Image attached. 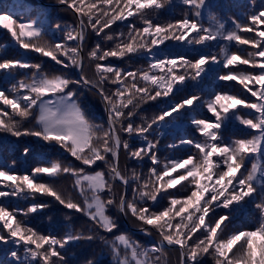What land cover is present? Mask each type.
<instances>
[{"label": "snow or ice", "instance_id": "1", "mask_svg": "<svg viewBox=\"0 0 264 264\" xmlns=\"http://www.w3.org/2000/svg\"><path fill=\"white\" fill-rule=\"evenodd\" d=\"M58 3L77 19L74 25L54 24L62 33L61 42L45 39L52 26L40 18L43 13L24 22L14 19L15 13H0V26L19 48L49 57L64 69L79 70V79L74 80L63 72L50 75L41 63H33L23 54L17 59L0 58V73L9 80L18 70H29L0 90V133L59 146L82 165L54 159L23 174L0 169L5 189L0 190V198L30 201L24 208L11 210L0 203V245L6 246L3 251L11 258L8 264H69L67 246L97 239L92 230L71 229L57 236L29 226L27 217L51 206L38 200V195L84 214L103 232L118 230L116 219L108 214L109 208H115L140 222L145 235L158 237L146 246L123 233L112 240L99 236L114 264H170L168 253L173 249L179 252V264H204L205 257L211 258L212 264H264V30L260 28L264 5L253 7L247 24L233 18L229 30L214 13L216 0H180L188 11L166 24L154 23L153 17L175 7V0ZM125 21L126 30L113 29ZM241 33L254 36L245 38ZM90 34L99 39L85 52ZM169 40L187 43L193 50L197 45L211 49L221 41L227 43L219 53L160 55V46ZM233 43L249 45L252 50L232 51L229 45ZM143 56L149 58L146 68L108 62L109 58ZM215 65L223 70L216 78L241 85L240 94L217 91L207 99L200 95ZM88 67L92 76L85 71ZM82 87L101 98L108 114L107 127L95 123L81 107ZM156 101L165 104L158 114L140 116L144 104ZM196 107L206 109L210 116H191ZM243 109L250 111L241 115ZM189 118L200 139L181 137L179 145L196 151L186 158L162 162L158 146L163 130ZM233 120L254 133L249 138L227 137ZM137 138L143 143H130ZM22 151L27 156L31 148L25 146ZM121 152L128 160L150 162L151 166L147 172L129 170L126 165L122 168ZM98 162L103 165L101 170L92 167ZM62 176L73 178L71 188L79 199L59 186ZM179 185L182 188L178 189ZM249 204L257 210L258 221L249 228L234 225V214ZM86 264L95 261L88 259Z\"/></svg>", "mask_w": 264, "mask_h": 264}, {"label": "rangeland", "instance_id": "2", "mask_svg": "<svg viewBox=\"0 0 264 264\" xmlns=\"http://www.w3.org/2000/svg\"><path fill=\"white\" fill-rule=\"evenodd\" d=\"M180 2V0H179ZM216 3L218 4V7L214 9L215 15L222 19L225 24L227 29H231L233 26L231 24V20L233 18L237 19L240 21L242 24H247L248 21L246 19L247 15L253 10V7H260L261 5H264V0H216ZM47 4V3H46ZM49 5H58V3H50ZM182 5V4H181ZM182 13L183 15L185 12L188 11L187 7L182 5ZM30 11V10H29ZM55 12H57L55 10ZM43 13V16L40 17L41 19H44L50 26H52L51 31L46 35L45 39L49 41H54V42H61L62 39V33L57 31L54 28V24L59 22L62 25H74L75 23L72 22H67L66 20H58L57 18H54L53 14L49 12L48 9L45 8H36L34 11L29 12L28 15H25L22 19V21H28L29 18L32 19H37L38 14ZM181 13V15H182ZM57 15L58 12L56 13ZM16 16V15H15ZM14 16V17H15ZM17 19V18H16ZM18 21V20H17ZM176 21V20H173ZM20 22V21H18ZM204 22L207 25L208 20H207V12H205V17H204ZM260 28L264 30V25H261ZM241 35L245 38H252L254 36L253 33H241ZM14 41H12V38L10 36V33L8 31L4 32V28H1L0 26V58H8V59H17L20 58L21 55L26 59H30L31 62L33 63H41L43 65V69L48 72L50 75L51 74H60L63 72L64 74L69 73V71L65 70L63 67H60L58 70L54 71L51 69L56 68L54 65H50V62L48 60H40V54L34 53L31 51H26L21 48L16 44V47H12L11 44ZM72 43V42H69ZM215 45V42H212ZM227 43L226 41H221L219 45H216L215 47H212L209 49L206 46L202 45H197L196 49L199 50V52H208L212 51L215 53H219V48ZM3 45H7V47H3ZM230 49L232 51H237L239 49H251V46L249 45H236L235 43L229 45ZM192 49H182V53L184 54H189L193 52L192 46H190ZM16 52H15V50ZM195 49V50H196ZM194 53V52H193ZM12 56H14L12 58ZM242 68H245L247 66H241ZM78 71V70H77ZM222 68L219 65L213 66V71L208 74L207 79L205 80L204 84L207 86H210L213 92L217 91H227L229 93L233 94H240L242 91V86L238 85L236 82H222L216 78V73H222ZM29 70L25 69H20L18 72L15 74V78L9 80L3 73H0V90L2 89H7L11 86V84L16 83L18 79H22L23 75L28 73ZM58 72V73H55ZM72 73V72H71ZM78 74V73H77ZM68 75V74H67ZM249 98L254 100L255 98L250 97V94H248ZM250 110L248 109H243L241 111V115H244L245 113L249 112ZM210 116V113H208ZM93 120L97 124H102L99 121V118L93 117ZM29 124L32 123V121L28 122ZM233 124L234 126L231 128L236 134L239 133V138H249L251 134L254 133V130L248 129L246 126L241 125L238 121H231L229 123ZM228 132V131H226ZM230 132H228L229 134ZM227 135V137L231 139H238V137H235L234 134L233 136ZM32 138V137H28ZM16 137L11 136L10 134L7 133H0V153H4L3 155V160L0 161V169L7 170L9 168L13 169L15 173L17 174H23L26 172H30L32 168H34L33 164H29L27 166L26 162H29L30 158L36 159V161L41 165L40 159H46L47 161L54 160V159H61L64 162H71L77 167L82 166L79 161L74 160L73 158H70L71 156L69 153H67L64 149L60 148L59 146L53 147L52 145H48L46 142H42L44 144L43 151L40 149L35 150L34 148H39V147H34V142L30 141H24L20 142L21 139L16 140ZM38 140V138H36ZM200 139V138H198ZM40 142V141H39ZM25 146H28L31 148V152L29 155L25 156L23 154V148ZM10 154L13 157H17V160H13V158L9 157ZM64 159V160H63ZM13 161H15V164L13 165ZM27 167V168H26ZM86 169L88 166H84ZM96 170H101L103 167L101 162H98V166H92ZM246 167H250V164L246 162ZM243 171V169H242ZM46 179V177L44 178ZM73 183V178L71 176H62L58 184L59 186L67 190L69 192H72V195L74 198L79 199L78 193H76L72 188L71 185ZM0 190H5L3 187V184L0 183ZM38 200H45L47 201L51 206L49 208H46L38 213L32 214L29 217H27V223L29 226L34 227L37 231L45 233V234H54L57 236H63L65 232L75 229L77 231H84L85 233H88L89 230H92L94 234L97 235V239L94 240H80V241H75L71 245L67 246V255L66 259L69 260V264H86V260L91 259L95 261V263H98L102 261L104 258L103 249L105 247V243L103 241H100L98 238L99 236H104L105 238L109 236L110 238H114L115 235L121 234L119 231V228L117 231L114 233H106L103 232L102 230H98L95 228L93 223L87 218L86 216H81V222L76 226L74 224V220H77V216H80L78 212H74L73 210H68L64 208L62 205H59L58 202H55L53 198L49 197H40L39 195L37 196ZM51 202V203H50ZM0 203L4 204L9 208V210L19 207V208H24L26 207L30 201H25L16 197H9V198H0ZM245 210L248 211L249 215H253L251 217H254L253 220V226L254 224L258 221L259 216L257 210L254 208L253 205L249 204ZM111 208L108 209V214L111 215ZM79 214V215H78ZM77 215V216H76ZM112 216V215H111ZM33 217V218H31ZM250 217V216H249ZM19 218V217H18ZM31 218V219H30ZM30 219V220H29ZM251 223V224H252ZM252 227V225H251ZM136 231V230H134ZM140 233H144L143 231H136ZM125 234V233H123ZM152 239V238H151ZM154 239V238H153ZM93 241L96 243H101L103 249H97L99 252L95 253L94 250L93 253H89L90 247L85 251L86 245L93 244ZM91 246V245H90ZM6 246L0 245V248L4 249ZM83 255H82V252ZM85 254H89L90 258H85ZM7 255V254H6ZM5 257V256H4ZM81 258V260H78ZM10 256L7 255L5 257V260H0V263L3 264H8V261L10 260ZM97 261V262H96Z\"/></svg>", "mask_w": 264, "mask_h": 264}, {"label": "trees", "instance_id": "3", "mask_svg": "<svg viewBox=\"0 0 264 264\" xmlns=\"http://www.w3.org/2000/svg\"><path fill=\"white\" fill-rule=\"evenodd\" d=\"M50 3H58V0H40V1H38V0H0V13H15L16 16L14 17V19L17 18L16 20H18L20 22H24V21H22V19H24L23 17L25 15H28L29 12L34 11L36 8H45L46 7V9H48L49 12H51L53 14L54 18H57L58 20H66L67 22H72V23L77 22L76 16L65 5H54L53 6V5H49ZM175 3H176L175 7L165 11L161 15H157V16L153 17L154 23L159 22L161 24H166L169 22H175L173 20L181 19L183 17V13H182L183 6L180 4L179 0H175ZM21 5H23V7H21ZM55 10L58 12L59 15L56 14L57 12H55ZM181 13H182V15H181ZM131 19H134V18H130V20ZM29 20H31V19L29 18ZM127 23H128V21H125L122 24L118 22L117 25H113V29L116 31L126 30L125 25ZM139 23L140 22L137 21V24H139ZM1 28H3V27L1 26ZM6 31L7 30L4 29V32H6ZM98 39L99 38L96 37L94 34H90L88 36L87 41H86L85 52H87L90 48L94 47L95 43L98 42ZM11 46L16 47L15 41L11 44ZM190 46L191 45H188L187 43H181V42L169 40V41H166V46L165 45L160 46L159 54L160 55H167L168 53H172L173 55L184 54V53H182L181 50L186 49V48L191 49ZM15 52H16V50H15ZM193 52L189 53L188 55L195 56V55H197L199 50L196 49V50H193ZM13 57L14 56H12V58ZM148 59L149 58L147 56H143V57H139V58H132V59H129L126 57L123 60H120L117 58H109L108 62H110L114 65H118L120 67L132 66L133 68H138V67L146 68ZM40 60H48L50 62V65L56 66V68L51 69L54 71L58 70L60 67H63L62 65L56 64L49 57L41 56ZM65 70L69 71V69H65ZM85 71L87 72V74L89 76L93 75L92 68L88 67L85 69ZM55 73H58V72H55ZM67 74H68V76H70L74 80L79 79V76L77 74V69H70V72L66 73L65 75H67ZM207 77H206V79H207ZM202 87L204 88L203 92H200L199 88H194L193 91L200 92V95L203 96L205 99H207L208 94L212 93V89L210 86H207L204 83H203ZM79 102L81 104V107L85 110V112L88 114L90 119L93 120V117L99 118V121L103 125H105V127H107V118H106V114H105V107L101 101V98L98 95H96L94 92L89 91L87 88L82 87V88H80ZM163 107H165V104L162 102H159V101L149 102V103L143 105L142 110L140 112V116L150 118L153 115L158 114L159 110ZM191 116L205 117V116H209V115H208V112L206 109L196 107L195 111H193L191 113ZM136 122L140 123V120L137 119ZM233 126H234L233 124L228 125L227 131L230 133L228 134V132H226L225 135L231 134V136H233V134H234L235 137H238V139H240L239 133L236 134L235 132H232L233 130L231 128ZM163 131H164V135L159 137L160 144L158 146V156L162 162L165 161L166 158H169V159L170 158H186L190 152L196 151L194 148H191V146L179 145V139L181 137L195 138V139L200 138L199 133H197L195 131V125H192L190 123V118L186 119L182 123H177V125H175V126H169L166 130H163ZM124 138H127V137L125 136ZM18 139H21L20 142H24V141L34 142V147L36 145H37L36 147H39V148H34L35 150H37V149H40L42 151L44 150V149H42L44 146L42 141L39 142V140H37L34 137H32V138L20 137V138H17L16 140H18ZM149 139H152V137L150 136ZM130 143H134L136 145H139V144L143 143V141H141L139 138H137L134 141H130ZM173 143H176L179 146L175 149L168 147L170 144H173ZM3 155H4V153L3 154L0 153V161H2L4 159ZM9 155H10L9 157L10 158L12 157L13 160H15V161L17 160V157H13L14 155L11 156L12 154H10V153H9ZM70 158H73L75 160L74 157H70ZM46 161H47L46 159H40L41 164H43ZM25 162H26L27 166L29 164H33L34 167L39 166V163L34 158H30L29 162H27V161H25ZM120 164H121L122 168L126 165L129 170L135 168V169H137V171H140V172H147L148 168L151 166L150 162L137 163L134 160H128L125 158V155L123 152H121ZM181 171H183V170H181ZM178 174L179 173H174L173 175L175 176ZM44 178L45 177H42V179H44ZM46 179H44V180H46ZM133 187H135V185H133ZM180 188H182V185L178 186V189H180ZM177 190H172V191H177ZM111 210H112L111 215L116 219V222L119 226L118 227L119 228L118 233L119 232L125 233L129 237H131L133 240H137L141 244L146 245V246H151V242L153 241V238L158 239V237H155V234H153V236H147V235H145V233H140V232L134 231L133 228L141 229V225H140V222H138L131 215H128V216L124 215L126 217V220H127V223H126L124 221L123 214L118 213L115 210V208H111ZM79 214H80V216L76 215L77 220H74L75 226H76V224L78 225L81 222V220H80L81 216H85L82 213H79ZM251 216H253V215H249L248 211L245 209L238 211L237 213L234 214L233 224L238 226V227L249 228V227H251V225L253 226L252 222L254 220V217H251ZM31 218H33V217H31ZM127 224H128V226H127ZM231 230L232 229L230 227L229 231H231ZM106 239L112 240V238H110L109 236H107ZM88 243L86 245L85 251L90 247L89 253H91V252L93 253L92 250H94V252L97 253V252H99L97 249H100V248L103 249L101 243L95 244L94 241H93V244L88 245ZM81 252L83 255L84 251L82 250ZM102 253L104 254L105 259H103L102 261L95 263V264H114L112 254L106 245H105ZM4 256L7 257L6 252L3 251L2 248H0V260H5ZM87 257L90 258V255L85 254V257L83 259H85ZM78 260H81V258H79ZM168 260L170 261V264H179V252L174 250V249L172 251H170L168 253ZM0 264H3V263H0ZM204 264H212L211 258L205 257Z\"/></svg>", "mask_w": 264, "mask_h": 264}, {"label": "water", "instance_id": "4", "mask_svg": "<svg viewBox=\"0 0 264 264\" xmlns=\"http://www.w3.org/2000/svg\"><path fill=\"white\" fill-rule=\"evenodd\" d=\"M59 5H61V4H59ZM78 75H79V71H78ZM105 114H106V117L108 118V114H107L106 111H105ZM124 221L127 223V220H126V217L125 216H124ZM127 226H128V224H127ZM133 229L136 230V231H140L141 230V229H135V228H133Z\"/></svg>", "mask_w": 264, "mask_h": 264}]
</instances>
